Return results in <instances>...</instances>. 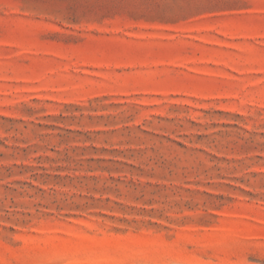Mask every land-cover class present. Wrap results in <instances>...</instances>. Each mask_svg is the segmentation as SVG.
I'll list each match as a JSON object with an SVG mask.
<instances>
[{
  "label": "rangeland",
  "instance_id": "1",
  "mask_svg": "<svg viewBox=\"0 0 264 264\" xmlns=\"http://www.w3.org/2000/svg\"><path fill=\"white\" fill-rule=\"evenodd\" d=\"M0 264H264V0H0Z\"/></svg>",
  "mask_w": 264,
  "mask_h": 264
}]
</instances>
